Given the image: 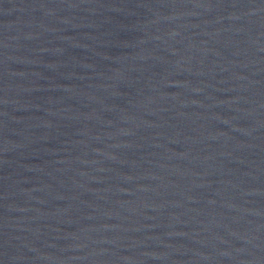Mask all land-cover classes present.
Segmentation results:
<instances>
[{
    "label": "water",
    "instance_id": "95a60500",
    "mask_svg": "<svg viewBox=\"0 0 264 264\" xmlns=\"http://www.w3.org/2000/svg\"><path fill=\"white\" fill-rule=\"evenodd\" d=\"M0 264H264V0H0Z\"/></svg>",
    "mask_w": 264,
    "mask_h": 264
}]
</instances>
